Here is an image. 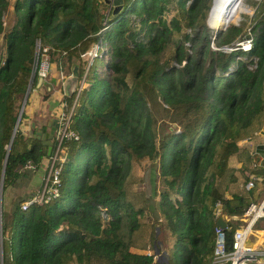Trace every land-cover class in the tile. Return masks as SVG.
Returning a JSON list of instances; mask_svg holds the SVG:
<instances>
[{
	"label": "trees",
	"instance_id": "1",
	"mask_svg": "<svg viewBox=\"0 0 264 264\" xmlns=\"http://www.w3.org/2000/svg\"><path fill=\"white\" fill-rule=\"evenodd\" d=\"M211 3L123 0L112 14L103 0H13L6 26L10 0H0L1 196L25 176L18 165L46 157L41 140L21 130L24 109L14 129L35 40L65 72L75 60L77 81L86 52L107 45L103 65L99 57L88 65L73 108L77 138L63 143L58 196L12 210L1 198L0 264H212L217 201L229 216L222 231L231 248L257 184L264 193V166L248 154L264 125V0L248 32L241 16L214 30ZM242 37L250 38L247 49L236 44ZM42 89L46 100L51 91ZM146 165L154 175L149 195Z\"/></svg>",
	"mask_w": 264,
	"mask_h": 264
},
{
	"label": "built area",
	"instance_id": "2",
	"mask_svg": "<svg viewBox=\"0 0 264 264\" xmlns=\"http://www.w3.org/2000/svg\"><path fill=\"white\" fill-rule=\"evenodd\" d=\"M236 44H238L242 49H247L250 46V38L242 37L236 42ZM39 46V41L35 40L33 63L31 66L29 81L32 80L33 76L36 77L39 75L45 79V77L49 74V67L51 63L49 55L46 51V47H44L42 51H39ZM106 54L107 46L105 44H93L87 51V67L94 57H99L104 63L106 61ZM55 67L57 68L56 79L58 84L60 83L59 85H61L68 73L63 70V65H60V62H55ZM83 82L84 75H82L81 79L77 81L74 91L71 94V100L67 101L66 99L60 97L57 102V106L52 114L55 121V128L51 139V150L44 159L38 187L31 194H27L24 198L19 200V206L21 209H25L33 203L46 202L59 194V171L61 162L66 154L63 143L68 139L77 138V134L71 128L70 122L73 108L78 100ZM254 133L261 137V141L259 143H253L248 150V154L253 166H264V125L258 128ZM38 165H34L30 160H27L23 164L18 165L17 168L19 171L36 170ZM261 180L264 185V174L261 176ZM244 186L246 188L253 186V180H246ZM212 212L215 217L221 215L219 201L216 202ZM263 217L264 193L258 202L250 201L243 209L239 216L240 224L234 228L232 232V240L230 244L231 248L229 250L225 249L222 231L223 228L215 225V237L211 263L219 264L222 261L228 260V264H250L251 261H255L256 264H264V249H259L246 243V238L254 229L256 220ZM147 251L149 252V250Z\"/></svg>",
	"mask_w": 264,
	"mask_h": 264
},
{
	"label": "water",
	"instance_id": "3",
	"mask_svg": "<svg viewBox=\"0 0 264 264\" xmlns=\"http://www.w3.org/2000/svg\"><path fill=\"white\" fill-rule=\"evenodd\" d=\"M12 1L13 0H10V5L8 7V10H7V13H6V16H5V20H4V24L6 26L9 25L10 20H11ZM103 1L108 4V7H111V13L112 14L118 12L122 8L123 0H103ZM217 1L218 0H212L210 9H209V12H208V15H207V23L209 24V26L213 27L214 30L226 28V26L229 23V16H230L231 11L234 8V6L239 2V0H228V2H226V4H225L224 8L219 12L220 15H219L218 18H219L220 21L217 24L212 25L210 23V20H209L210 19V14H211V12H212V10L214 9L215 6H216V8L219 6L218 4L216 5ZM222 1L223 0H220V3ZM0 37H1V35H0ZM77 76H78L77 64L72 62L71 65H70V72L64 78L63 83H62L63 95H65L67 97L71 95V93L73 92V90H74V88H75V86L77 84ZM41 84L45 86L46 90L50 89V84L48 82H46L43 79V77L38 75V76L35 77L34 85L37 87V86H39ZM29 87H30V81L28 82L27 88H26V90H25V92L23 94L22 103L20 104V107H19L17 119H16L15 124H14V129H15L16 125H17L18 118H19V115L21 113L22 106L24 104V99L27 96ZM45 125H46V128L44 130H41V128L37 124H35V122L33 120H31L30 123H29V126H30V128L32 130V136L41 140V143L45 146V150L44 151H45V154L47 155L50 152L51 147H52V140L51 139H52V134H53V131H54V128H55L54 118L50 117L48 119V121H46ZM14 129H13V131H14ZM17 130L19 131V129H17ZM12 135H13V132L11 134V138H12ZM9 144L7 145L6 154H5L4 161H3V164H2V168H1V177H2V174H3V168H4V164H5V160H6ZM31 174H32V171L31 170H27L26 174H25V176L23 178H16V182H18V186H26L27 182H28V177ZM28 194H31V192H29ZM25 195L26 194H23L21 198H24ZM21 198L16 197V199L12 203L11 210L18 203V201ZM0 202H1V178H0ZM2 218L5 219V215H3ZM215 225H218V226L223 228V227H225L226 222L222 218V216H217L216 219H215ZM0 240H1V228H0ZM246 243H247V240H246ZM0 248H1V241H0ZM154 252H157V249H154ZM165 255H166V251L162 250L161 253L158 255V258L159 259H164ZM6 257H7V252L4 253V258H6Z\"/></svg>",
	"mask_w": 264,
	"mask_h": 264
},
{
	"label": "crops",
	"instance_id": "4",
	"mask_svg": "<svg viewBox=\"0 0 264 264\" xmlns=\"http://www.w3.org/2000/svg\"><path fill=\"white\" fill-rule=\"evenodd\" d=\"M56 72H57V68L55 67V62H51L48 75L54 79V84H51L49 81H47L45 79V81L50 84L49 90L51 91V93H50V96L48 97V99L44 100L41 95L40 96L38 95L39 90H37V88H39L40 86H42V88H45V86L42 84L37 86V87L35 85H33L31 88L33 90V93L27 99L26 106H25V112L27 115L34 113V112L37 113V116H34L35 119L34 120L31 119V120L36 121V124L38 126H40L42 123L46 124V121H48V119L50 118V116H47V112L51 111L50 114L52 115L53 111L55 110V108L57 106L58 100L60 99V97H62L61 96V94H63L62 84L61 85H59L60 83L58 84V81L56 79L57 78ZM31 120H29V122ZM262 125H260L258 128H260ZM24 128L25 127L23 124L21 127V130L23 133H25ZM254 139L255 140L253 143H259L261 141V137L256 135L255 133H254ZM253 143L249 146V148L253 145ZM44 159H45V157H43L41 159L37 169L34 170L35 172L28 177L27 185L23 186L24 188H26L29 185L33 186L35 183H37V181L40 178L41 173H42V168L40 167V165L41 166L43 165ZM38 168H41V171L40 170L38 171ZM29 192L32 193V190L28 191V193ZM260 199L261 198H257V202ZM221 216L225 220V222L229 218V216H225V215H221ZM246 240H247L248 245H251V246L259 248V249H264V217L262 220L261 219L256 220L255 225H254V229L251 231L250 235L247 236ZM250 264H256V262L251 261Z\"/></svg>",
	"mask_w": 264,
	"mask_h": 264
},
{
	"label": "rangeland",
	"instance_id": "5",
	"mask_svg": "<svg viewBox=\"0 0 264 264\" xmlns=\"http://www.w3.org/2000/svg\"><path fill=\"white\" fill-rule=\"evenodd\" d=\"M258 0H240L239 2V5H240V9L236 11V13L232 16V17H239L241 16L242 19H244L245 23H244V30L246 32H248V28H249V21L251 20V17L253 15V12H254V9H255V3L257 2ZM231 21H235V20H229V22ZM106 45V44H105ZM107 46V45H106ZM3 53V44H2V38L0 37V56L2 55ZM85 57L87 59L88 55H87V52L85 54ZM106 58H107V54H106ZM97 59V58H96ZM100 61V60H99ZM73 63H76L77 62L75 60L72 61ZM71 62V63H72ZM100 63L102 64V61H100ZM65 65V64H64ZM63 65V66H64ZM71 65V64H70ZM103 65V64H102ZM77 67H78V64H77ZM86 69H87V62H86V66H85V69L84 71L82 72L81 76L79 79H81L82 75L85 76L84 73H86ZM67 70V68L65 69ZM68 72H70V67H69V70H67ZM77 71H78V68H77ZM66 72V73H68ZM57 88V87H56ZM43 91L42 88H40V90L38 91L39 92V96L41 95V92ZM46 91V90H44ZM50 91V90H47V92ZM74 91V90H73ZM33 93V90L31 89V83H30V87H29V90H28V93H27V96L26 98L24 99V104L22 106V110L24 109L25 111V106H26V102H27V99L30 97V95ZM72 94V93H71ZM70 98H72V96H68ZM23 99V97H22ZM22 99H21V102L22 103ZM48 99V98H47ZM71 100V99H70ZM50 108V107H49ZM21 110V111H22ZM51 111L47 112V116H50L52 117V115L50 114ZM34 116H37V113H31L29 115H27V118L26 119H23L22 121H25L24 122V132H25V135H31L32 136V130L29 126V120L31 119H35ZM28 119V120H27ZM23 125V124H22ZM21 125V127H22ZM147 166V165H146ZM42 168V166H40ZM41 168H38V171L40 170L41 171ZM142 170H141V173L143 175V178H144V189H145V192L149 195L150 192H151V188H152V183H153V179H154V175L152 173V168H149V166L147 167H141ZM39 181H40V178L38 179L37 183H35L33 186L32 185H29L27 186L26 188L24 187H19L18 186V182H15L13 183L12 185L10 186H7L4 190H3V193H2V203H3V206L5 209H8V208H11L12 206V203L13 201L16 199V197H19L21 198L23 194H28V191H35V189L38 187L39 185ZM263 186V185H262ZM254 191V195L252 196V198H260L258 196V194L260 193V196H261V192L263 191H260V185L257 184L256 185V188L253 190ZM25 192V193H24ZM257 202V199L255 200ZM261 220L263 218H260ZM258 219V220H260ZM158 229V228H157ZM158 231V230H157ZM157 239L160 240V242L165 245L166 244V241H165V230H159L157 232Z\"/></svg>",
	"mask_w": 264,
	"mask_h": 264
},
{
	"label": "bare ground",
	"instance_id": "6",
	"mask_svg": "<svg viewBox=\"0 0 264 264\" xmlns=\"http://www.w3.org/2000/svg\"><path fill=\"white\" fill-rule=\"evenodd\" d=\"M224 1H226V0H223L221 3H220V0H218L217 1V3H216V5L218 4L219 6L216 8V6L214 7V9L212 10V12H211V14L215 17V19H214V21L215 22H219L220 20H219V15H220V13L219 14H216V11H221L223 8H224V6H225V4L226 3H224V5H223V2ZM219 2V3H218ZM226 2H228V0L226 1ZM239 2H240V0H239ZM239 2L234 6V8L232 9V11H231V13H230V16H229V20H236L237 19V17H232V14L234 13V10H236V8H237V6L239 5ZM222 7V8H221Z\"/></svg>",
	"mask_w": 264,
	"mask_h": 264
},
{
	"label": "clouds",
	"instance_id": "7",
	"mask_svg": "<svg viewBox=\"0 0 264 264\" xmlns=\"http://www.w3.org/2000/svg\"><path fill=\"white\" fill-rule=\"evenodd\" d=\"M110 9H111V7H110ZM45 80V79H44ZM32 82V80L30 81V83ZM221 216V215H220Z\"/></svg>",
	"mask_w": 264,
	"mask_h": 264
},
{
	"label": "flooded vegetation",
	"instance_id": "8",
	"mask_svg": "<svg viewBox=\"0 0 264 264\" xmlns=\"http://www.w3.org/2000/svg\"><path fill=\"white\" fill-rule=\"evenodd\" d=\"M23 177H24V176H23ZM23 177H22V178H23ZM19 187H21V186H19ZM22 187H23V186H22Z\"/></svg>",
	"mask_w": 264,
	"mask_h": 264
}]
</instances>
